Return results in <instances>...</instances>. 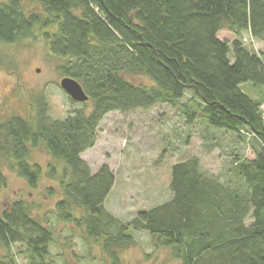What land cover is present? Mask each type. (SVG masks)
Instances as JSON below:
<instances>
[{
  "label": "trees",
  "instance_id": "1",
  "mask_svg": "<svg viewBox=\"0 0 264 264\" xmlns=\"http://www.w3.org/2000/svg\"><path fill=\"white\" fill-rule=\"evenodd\" d=\"M37 33L88 100L52 118L40 95L31 118L0 121V190L2 160L38 186L42 168L29 153L41 144L63 164L57 219L72 222L74 207L85 211L87 234L102 239L110 264H124L120 251L139 231L179 264H264V57L246 45L247 35L264 45V0H0L1 43ZM156 104L177 109L187 125L233 135L253 156L234 153L223 174L206 171L196 155L178 161L169 199L123 221L104 206L113 172L106 164L92 172L81 153L108 112ZM53 235L27 200L9 202L0 212V264H17L18 253L27 264H52Z\"/></svg>",
  "mask_w": 264,
  "mask_h": 264
},
{
  "label": "rangeland",
  "instance_id": "2",
  "mask_svg": "<svg viewBox=\"0 0 264 264\" xmlns=\"http://www.w3.org/2000/svg\"><path fill=\"white\" fill-rule=\"evenodd\" d=\"M219 36L232 37L226 31H220ZM246 45L262 52L264 57L261 42L247 35ZM58 62L39 33L14 44L0 42V121L13 114L31 118L35 113L32 101L40 95L48 103L52 118H63L71 110L84 106L60 87L63 76L57 69ZM241 86L249 95L257 96L251 89L257 87L250 82ZM86 107L90 108L91 103ZM234 153L253 156L249 145L236 141L233 135L199 121L187 125L177 109L156 104L148 109L108 112L98 125L95 144L83 151L81 157L92 172L108 165L115 183L104 206L117 218L128 221L137 211L169 199L174 163L196 155L206 171L223 174ZM29 159L42 168L35 188L8 160L1 161L6 185L0 190V212L15 199L27 200L33 206V214L54 233L49 258L52 264H110L102 250V239L87 234L85 211L74 207L72 222L57 219L56 203L63 198L59 181L63 164L41 144L30 149ZM134 238L133 245L120 251L124 264H179L169 248L153 246L146 231L135 232ZM15 259L17 264H27L19 253Z\"/></svg>",
  "mask_w": 264,
  "mask_h": 264
},
{
  "label": "water",
  "instance_id": "3",
  "mask_svg": "<svg viewBox=\"0 0 264 264\" xmlns=\"http://www.w3.org/2000/svg\"><path fill=\"white\" fill-rule=\"evenodd\" d=\"M59 85L72 100L78 102H85L88 100V95L76 79L63 76L59 81Z\"/></svg>",
  "mask_w": 264,
  "mask_h": 264
}]
</instances>
